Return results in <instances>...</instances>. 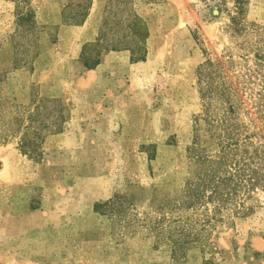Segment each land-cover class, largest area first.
Listing matches in <instances>:
<instances>
[{"label": "rangeland", "instance_id": "1", "mask_svg": "<svg viewBox=\"0 0 264 264\" xmlns=\"http://www.w3.org/2000/svg\"><path fill=\"white\" fill-rule=\"evenodd\" d=\"M0 264H264V0H0Z\"/></svg>", "mask_w": 264, "mask_h": 264}, {"label": "trees", "instance_id": "2", "mask_svg": "<svg viewBox=\"0 0 264 264\" xmlns=\"http://www.w3.org/2000/svg\"><path fill=\"white\" fill-rule=\"evenodd\" d=\"M131 52H132V54H134L133 51H131ZM144 58H145V57H138V58H132V60L135 61V62H137V61H140V60H144ZM99 62H100V61H97L94 65L99 64ZM94 65H93V67H94Z\"/></svg>", "mask_w": 264, "mask_h": 264}]
</instances>
